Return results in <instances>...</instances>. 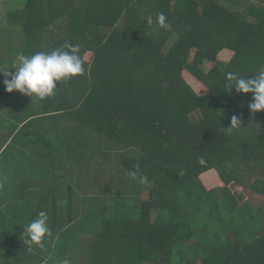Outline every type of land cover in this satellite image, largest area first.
I'll return each mask as SVG.
<instances>
[{
  "label": "trees",
  "instance_id": "1",
  "mask_svg": "<svg viewBox=\"0 0 264 264\" xmlns=\"http://www.w3.org/2000/svg\"><path fill=\"white\" fill-rule=\"evenodd\" d=\"M161 12L171 30L156 23ZM0 26V69L65 42L85 68L36 99L38 117L0 134V264H264V111L226 87L228 73L264 71V0H26ZM61 114L120 161L108 152L87 175L32 172L81 146L36 130ZM233 116L240 125L228 131ZM20 139L31 147L17 149ZM110 185L121 193L110 205L76 196ZM41 210L53 232L46 253L22 239Z\"/></svg>",
  "mask_w": 264,
  "mask_h": 264
},
{
  "label": "clouds",
  "instance_id": "2",
  "mask_svg": "<svg viewBox=\"0 0 264 264\" xmlns=\"http://www.w3.org/2000/svg\"><path fill=\"white\" fill-rule=\"evenodd\" d=\"M153 21L148 20L151 25ZM156 23L164 30H171L172 25L164 13H158ZM10 69H15L13 73ZM85 73L84 61L79 55V46L71 42H65L60 48L51 52H36L31 56L23 53L16 55L15 63L11 68L5 66L0 69V74L10 79L4 80V85L8 93L19 91L20 93L34 99L45 100L55 95L58 89L57 84L62 80H69L73 77ZM226 87L228 92L234 89L238 93H251L253 102L249 108L253 112L264 111V71L259 72L253 78L240 76L236 73H228ZM240 125L236 116L232 117L231 126L226 128L232 131ZM198 163L206 166L207 161L203 156L198 157ZM135 178V174H132ZM141 183L147 182V177H140ZM2 187V186H0ZM22 239L28 246V251H32L33 245L40 249L45 248V242L52 239L53 232L49 226V216L46 211L41 210L38 217L23 227ZM61 264H72L71 260L65 258Z\"/></svg>",
  "mask_w": 264,
  "mask_h": 264
},
{
  "label": "rangeland",
  "instance_id": "3",
  "mask_svg": "<svg viewBox=\"0 0 264 264\" xmlns=\"http://www.w3.org/2000/svg\"><path fill=\"white\" fill-rule=\"evenodd\" d=\"M25 2L26 0H16V1L0 0V20H3L15 7L22 5L24 6ZM3 25L5 26L6 24ZM0 28L3 27L0 26ZM15 28H20V27H15ZM222 59L227 61L228 59H230V56L226 53L222 54ZM211 66L212 64H206L205 69L208 71L211 68ZM7 67L11 68L12 66H9L7 64ZM10 71L14 73L16 70L10 69ZM5 79H10V77H5L3 75V78L0 81V134L2 136L6 135L10 131H14L15 129L18 130L21 127L20 125L26 120L39 116V107L38 104L36 103V99L32 100L31 97L26 96L20 93L19 91L8 93L4 85ZM195 117L196 119H199L200 115L196 113ZM36 125H37L36 130L40 134L47 133L48 136L56 140L58 138H62L65 144L67 142L72 143L71 141L76 140L78 142H81V146L74 147L77 149V151L70 152L69 154L67 153V155L64 157L58 155V159H53V160L51 159L50 161L47 160L46 162L40 160L36 161L35 165L37 166V168H35L32 172H36V171L40 172L42 171L43 168L52 167L54 169L53 166L55 165V166H63L64 170L70 169V170H76V172L81 170L84 175H87L90 168L96 167L97 165L100 164L105 165L109 163L102 158L108 152H110L108 155L111 156V159H109V161L114 162L115 160L120 161L121 159L120 156L117 159H115L113 158L112 155V153L115 154V151H118V148L112 147V145L107 141H105L106 142L105 145L104 143L101 144L100 139H98V137L96 136L94 137V135L91 134L89 129L81 127L80 125H78V123L74 124V119H71L66 114L58 115L57 117H54L47 121L40 120ZM19 142L21 145L20 147L16 145L17 149L20 148L24 150V149H29L31 147V144L23 139H20ZM17 149H15V155H19L23 152V151L19 152ZM78 151H80V153H77ZM126 156L129 158H133L136 157L137 155H132L128 153ZM6 160L7 158L3 157L2 161H0V170H2L1 164L3 162L4 164H6L5 163ZM49 162H51V164H49ZM111 164L115 165L113 163ZM115 169H113L112 176H114ZM25 174H27V172ZM49 176H50L49 178H51L52 174L49 173ZM47 184L49 183L44 184L43 188H48ZM85 189L83 190L77 188L76 196L78 198L85 197L88 195L93 196L95 198H101L104 196L106 199L105 202L106 205H110L111 201L114 200V198L118 199L119 196L121 195V193L118 192L120 188L115 185H110L109 187L108 186L95 187L92 189L93 192H89ZM91 206H94L95 208L94 214H96L98 208L101 206V202L100 201L96 202L94 204H91ZM23 244L27 248V245L25 243ZM44 250L45 253L49 252L47 251L48 248H45Z\"/></svg>",
  "mask_w": 264,
  "mask_h": 264
},
{
  "label": "crops",
  "instance_id": "4",
  "mask_svg": "<svg viewBox=\"0 0 264 264\" xmlns=\"http://www.w3.org/2000/svg\"><path fill=\"white\" fill-rule=\"evenodd\" d=\"M232 56V54H230Z\"/></svg>",
  "mask_w": 264,
  "mask_h": 264
}]
</instances>
